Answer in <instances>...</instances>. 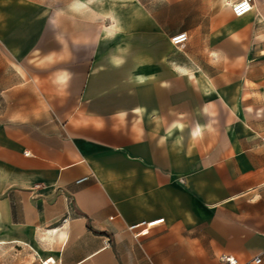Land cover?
<instances>
[{"label":"crops","instance_id":"1","mask_svg":"<svg viewBox=\"0 0 264 264\" xmlns=\"http://www.w3.org/2000/svg\"><path fill=\"white\" fill-rule=\"evenodd\" d=\"M227 2L0 0V264H264V21Z\"/></svg>","mask_w":264,"mask_h":264},{"label":"built area","instance_id":"2","mask_svg":"<svg viewBox=\"0 0 264 264\" xmlns=\"http://www.w3.org/2000/svg\"><path fill=\"white\" fill-rule=\"evenodd\" d=\"M254 0H241L234 7L233 12L237 17H243L253 10ZM188 41V35L186 33L177 35L172 38V43L176 46H183ZM88 180L87 177L80 179L77 183L81 184ZM163 222V220L150 223L148 226H153L155 224H159ZM222 261L226 264H239L238 260L233 256H223ZM260 259H256L255 262L260 263ZM51 260L47 261L45 264H49Z\"/></svg>","mask_w":264,"mask_h":264},{"label":"rangeland","instance_id":"3","mask_svg":"<svg viewBox=\"0 0 264 264\" xmlns=\"http://www.w3.org/2000/svg\"><path fill=\"white\" fill-rule=\"evenodd\" d=\"M221 0V4L224 5L222 3ZM241 0H228V2L226 3V7H227V16H232V17H237L234 12H233V7ZM213 4H214V0H213ZM253 15L256 13V18L260 21H264V0H254V4H253V10L252 12ZM249 13V14H250ZM248 15V14H247ZM246 16V15H245ZM244 17V16H243Z\"/></svg>","mask_w":264,"mask_h":264}]
</instances>
